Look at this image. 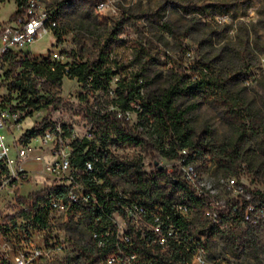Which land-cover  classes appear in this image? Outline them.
<instances>
[{"label": "rangeland", "instance_id": "1", "mask_svg": "<svg viewBox=\"0 0 264 264\" xmlns=\"http://www.w3.org/2000/svg\"><path fill=\"white\" fill-rule=\"evenodd\" d=\"M101 2L107 3L109 8L98 10L97 5ZM158 2L38 0V8L52 13L57 26L55 31H49L32 45L23 48L24 54L39 56L38 59L48 56L64 64L92 63L98 61L103 43L107 42L109 47L104 52L108 53V60L105 66L112 68L116 75L105 85L106 92L95 93L86 92L76 78L64 77L58 90L53 88L49 95L43 92L50 97L52 104L33 111L17 110L22 129L9 130L4 126L0 134L10 148L9 156L15 159L13 137H18L24 128L47 115L48 121L61 125L64 147L71 153L83 144H86L85 150L94 145L108 159L131 162L135 170L141 169L148 175H153L155 164L171 172L179 162L164 155L171 153L168 143L162 146L158 141L152 131L150 117L146 115V121L141 116L138 102H131L134 110L124 113H119L120 110L112 106L111 101L117 98L119 82L128 84L137 79L141 100H148L167 89L172 73L179 67L192 76V71L199 65L215 60L227 51L232 57L230 62H221L217 68L238 75L233 89L240 91L250 104L253 117L247 124L253 130L248 134L241 154L229 159V166H217L213 150H204L199 159L191 163L197 170L202 189L218 202L213 209L218 215L222 210L220 205L227 208L240 197L251 198L253 191L264 193V0H206L199 4L206 5L202 15H184L172 6L157 13L155 7ZM16 9L15 0L0 3V23L10 22ZM164 23L179 33V40L168 36L162 26ZM139 43L145 48L147 57L137 60L135 50ZM19 61L11 60L0 65L1 105H21L18 93L10 91L8 87L9 82L21 75ZM58 100L60 102H56ZM175 105L184 111L194 138L202 144L218 147L231 139L232 131L227 117L212 101L195 96L179 99ZM105 107V111H116L117 117L127 121L138 137L154 145L155 161L144 149V142L119 143L111 138L106 142L107 148L102 149L94 134V119ZM30 146L34 150L23 160L22 166L29 173L31 181L20 188L22 197L32 195L33 190L41 188L40 175L53 159L49 156V145L42 143L40 135L32 138ZM35 156H40L41 161H35ZM231 178L236 180L237 186L229 190L227 181ZM107 185L106 193H125L129 201L137 202L144 208L138 222L130 223L117 213L113 214L112 227L108 231L115 230L121 240L130 231L139 233L142 238L148 233L155 234L156 228L152 227L148 217L158 215L161 201L133 197V188L123 176L109 174ZM14 203L11 193L0 190L1 264H4L1 257L8 256L7 263L11 264L14 254L27 251V241L44 243L52 252L56 243L62 244L64 249L57 264L74 262L80 257L79 249L97 245L95 229H91L95 213L90 205L79 204L63 214L46 211L47 227L37 231L20 217ZM253 208L252 221L248 222H241L237 216L216 223L192 212L187 230L189 239L202 243L210 264H264V202L254 201ZM94 222L97 223V220ZM107 264L129 263L121 258L116 263Z\"/></svg>", "mask_w": 264, "mask_h": 264}, {"label": "trees", "instance_id": "2", "mask_svg": "<svg viewBox=\"0 0 264 264\" xmlns=\"http://www.w3.org/2000/svg\"><path fill=\"white\" fill-rule=\"evenodd\" d=\"M5 1L0 0V3ZM205 1L159 0L155 10L159 13L166 7L172 6L184 15L195 13L202 15V10L206 5L204 7L199 4ZM15 3L17 9L10 20H13L22 12L27 0H15ZM53 19L55 18L53 17ZM194 19L195 16L193 15L192 20ZM162 26L171 39L179 40L180 35L174 31L172 26L167 23ZM55 29L53 30L55 31ZM108 44L107 42L103 43L98 61L92 63L64 64L58 60H51L48 56L42 59L17 54L16 56H8L7 61L20 59L21 75L9 82L8 87L10 91L18 93V100L21 105L19 107H8L2 104L0 107L9 109L12 112L46 108L52 104L48 95L53 88L58 90L61 87L64 77L76 78L86 92H106L105 85L116 75L112 68L105 66L108 53L104 50L109 47ZM135 51L137 52V60L147 57L146 50L141 43L137 45ZM225 52L217 56L215 60L211 59L208 63L199 65L197 69L192 71V76L188 75L185 69L179 67L177 71L172 73L167 89L161 95L148 100H141L137 88L139 86L137 79L128 84L119 82L117 98L111 101V104L120 110L119 113H124L134 110L130 106L131 102H138L141 116L146 121H148L146 115L150 117L152 131L158 141L162 143V146L165 142L168 143L171 153H164L168 159L191 164L199 159L204 150H213L215 151L213 156L217 166L227 167L230 165V158H235L241 154L248 134L253 130V127L247 124L253 115L248 100L240 91L233 89V84L237 82L238 75L222 72L217 68V65L221 62H230L231 54ZM43 92L48 93V95H44ZM195 96L210 100L223 110L232 131V137L225 145L212 147L211 144H202L194 138L193 132L184 117V111L179 110L175 104L179 99ZM40 100L45 102L41 103ZM106 109L107 107L101 109V112L94 119L96 122L94 134L102 149L107 148L106 142L111 138L119 143L138 144L144 142V149L147 153H150L152 161H155L156 149L154 145L138 137L133 129L129 127L127 121L117 117L118 113L116 111H105ZM47 120L48 116H43L40 122H37L33 128L26 130L21 135V141L28 143L30 139L42 135L47 126ZM85 149L86 144L74 149L71 153V164L74 169L78 170L76 174L78 181L88 186L96 198L95 204L91 206L95 213L92 220L94 226L91 229H95L97 241H101L102 245L100 247L95 245L79 249L80 257L74 262L69 261L68 264H107L110 259H114L116 263L121 258L127 259L129 264H192L188 246L191 245L193 240L189 239L187 232L190 216L194 212L196 216L207 219L204 216V211L209 208V200L206 196L198 195L181 177L178 171L179 165L168 172L162 166L155 164L153 175H148L142 172L141 169L135 170L131 162L108 159L94 145L87 150ZM183 150L186 151L185 154H181ZM96 158H98L97 161ZM87 161L93 163L94 170L91 173L84 171ZM109 174L127 178L133 188V197L147 201L153 199L161 201L160 212L158 213L161 230L167 236V226H172L177 233V237H167L165 246H162L155 241L154 233H148L142 238L139 233L133 234L130 231L126 233L129 237L128 242H124L116 238L115 230L109 232L108 229L112 227L113 214L117 213L122 218H126L122 205L134 203V201H129L128 198H119L117 193H104V190L108 187L107 177ZM97 181H101V183L97 184ZM66 191L65 186H52L27 197H17L15 205L19 209L20 217L27 220L33 229L41 231L47 227L46 211L37 209V203L43 200L47 194L65 198ZM122 194L125 195V193ZM251 194V198L240 197L232 201V205L227 207L231 213L233 208L237 207L236 214H238L237 216H239L241 222H244V213L249 205H253L256 200L264 202V193L253 191ZM178 206L187 207L189 217H183L179 214L176 211ZM230 214L229 216H221V220L229 221ZM148 219L152 227H155L157 223L154 218L148 217ZM95 220H97V223L94 222ZM1 230L2 225L0 224V234ZM176 239H179V241H176ZM3 263L8 264L6 261Z\"/></svg>", "mask_w": 264, "mask_h": 264}, {"label": "built area", "instance_id": "3", "mask_svg": "<svg viewBox=\"0 0 264 264\" xmlns=\"http://www.w3.org/2000/svg\"><path fill=\"white\" fill-rule=\"evenodd\" d=\"M38 0H27L22 12L17 15L13 20L7 23H0V65L7 62L8 56L28 55L32 57L30 53L24 54L22 49L32 45L36 39L41 38L42 35L52 31L57 26V22L53 19L52 13H47L44 10L38 8ZM98 10L105 11L109 8V5L105 2H101L97 5ZM39 57V56H37ZM57 57V54H55ZM58 60V59H53ZM59 61V60H58ZM1 105V104H0ZM46 128L41 136L42 143L49 145V156L53 159L46 165L44 172L40 175L41 188L33 190L34 193H39L46 190L49 187H66L65 198H58L53 194H47L45 198L37 203V209L57 212L60 214L67 213L71 208L79 204H88L93 206L96 202V198L91 189L78 181L76 174L78 170L74 169L71 164V151L66 150L63 142V131L60 124L50 121H46ZM6 126L9 130L11 128H21V117L18 111H10L6 108L0 107V129ZM22 135V134H21ZM21 135L13 137V144L16 147V158L12 159L9 156L10 148L5 143L4 136L0 134V190L5 189L8 193H11L12 199L16 201L17 197H22L20 194V188L31 181L29 173L23 168L22 162L24 159L33 152L34 148L28 143L21 141ZM186 153L185 150L182 151ZM35 161H41L40 156L33 157ZM98 158H96V161ZM93 163L87 161L84 166V171L87 173L93 172ZM178 171L181 177L196 191L200 196H206L209 200V208L205 209L204 216L212 220L213 222H222L221 216H229L231 212L228 211L224 205H220V212L215 215L213 209L216 208L217 201H214L213 197H210L205 192L201 184L199 183V175L194 165L184 164L183 161L179 162ZM101 183V181L96 182ZM227 186L229 190L236 189L237 182L234 178L228 179ZM242 191V188H239ZM107 192V188L104 193ZM119 198L127 199L122 192L117 193ZM28 195H26L27 197ZM249 199V198H246ZM15 204V203H14ZM223 207V208H222ZM122 209L125 217L130 223L138 222L139 217L144 213V208L137 202L123 204ZM227 214L225 215V211ZM176 211L183 217H189V210L185 206L176 207ZM237 207L233 208L230 214L231 218H236L238 214ZM254 213L253 205H249L244 213V221H252V214ZM154 221L157 223L155 241L162 246H165L167 237L176 238L177 233L172 226H167V236L161 230L159 215L153 216ZM107 235V233H106ZM117 239L119 237L116 236ZM120 241L128 242L129 237L127 234ZM179 241V239H176ZM28 250L25 252L16 253L11 258V264H57L60 259V254L63 252V246L60 243H56L52 250L48 249L44 243H38L36 241H27ZM97 246L102 245L101 241H97ZM188 251L191 253L193 264H210L205 256V249L200 242H191L188 246ZM9 257H1V260L8 262ZM107 263H114V259H110Z\"/></svg>", "mask_w": 264, "mask_h": 264}, {"label": "crops", "instance_id": "4", "mask_svg": "<svg viewBox=\"0 0 264 264\" xmlns=\"http://www.w3.org/2000/svg\"><path fill=\"white\" fill-rule=\"evenodd\" d=\"M9 21H11V20H9ZM3 22H6V21H3ZM37 122H40V121H35L31 126H29V127H27V128H24V132H25L26 130H30V127L33 128V126H34ZM24 132H22L21 134H23ZM21 134H20V135H21ZM28 190H29V189H28Z\"/></svg>", "mask_w": 264, "mask_h": 264}, {"label": "bare ground", "instance_id": "5", "mask_svg": "<svg viewBox=\"0 0 264 264\" xmlns=\"http://www.w3.org/2000/svg\"><path fill=\"white\" fill-rule=\"evenodd\" d=\"M47 34V33H46ZM46 34L42 35L41 37L45 36Z\"/></svg>", "mask_w": 264, "mask_h": 264}]
</instances>
